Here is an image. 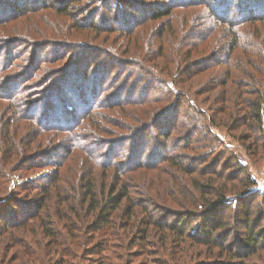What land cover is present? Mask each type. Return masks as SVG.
Returning a JSON list of instances; mask_svg holds the SVG:
<instances>
[{
	"label": "trees",
	"instance_id": "trees-1",
	"mask_svg": "<svg viewBox=\"0 0 264 264\" xmlns=\"http://www.w3.org/2000/svg\"><path fill=\"white\" fill-rule=\"evenodd\" d=\"M145 2L127 14L123 0H0L8 10L0 18V240H24L22 264H133L142 256L182 264L174 253L187 255L192 245L206 258L198 264H264V194L251 191L256 183L238 158L212 152L214 132H200L227 128V114L230 130L246 127L248 135L238 138L246 150L264 151V0ZM182 7L205 9L208 26L187 33L189 15L177 19ZM78 11L92 14L74 22ZM24 18L29 25L9 28ZM33 24L38 30L30 34ZM77 32L123 39L119 51L133 50L135 64L102 43H73ZM61 41L73 44L54 48ZM47 43L49 54L41 47ZM215 67L223 79L211 80V92L222 94L214 107L198 110L193 97L205 93L186 96L179 86ZM230 86L236 95L226 106ZM47 168L50 174L9 191L13 174L27 178ZM131 179H142L144 190L133 193ZM160 197L181 210L168 206L169 218L157 217ZM234 229L241 239L230 238Z\"/></svg>",
	"mask_w": 264,
	"mask_h": 264
},
{
	"label": "rangeland",
	"instance_id": "rangeland-1",
	"mask_svg": "<svg viewBox=\"0 0 264 264\" xmlns=\"http://www.w3.org/2000/svg\"><path fill=\"white\" fill-rule=\"evenodd\" d=\"M32 1L33 0H31V2ZM35 1L37 2L38 0H35ZM123 1L129 3V6H130L127 14H131L132 13V6L131 5L136 6L135 9H138V11H136V12L139 13V11H142L141 10L142 6H144V5L149 3V2L148 3L145 2V1H148V0H123ZM113 5L111 7H114ZM99 6H100V4L97 3L95 5H92L90 8L93 7L92 12L95 13V12H97L99 10V8H100ZM0 11H1L0 18L3 15H8V14H6L8 12V10H7V8L5 6L0 8ZM92 12H90L85 17L80 16L78 14L79 11L76 12L75 16H74V22H75V19L76 20L87 19L88 16L90 14H92ZM108 12L109 11H107L105 17L109 16ZM177 14H179L177 19L180 20V21L182 20L181 19L182 16H184L186 14L189 15L190 22H189V25L186 27L187 33H188V31H191L192 29H194L196 27L200 26L202 28V27L205 26V28H206L208 26V23H206V21L208 19L206 18L207 13L205 12V9L201 8L200 10L196 11V13L192 14V11L188 10L185 7H182V8H178ZM44 15H47L48 17L50 16V17H53V18L56 17L50 12H45ZM58 18L59 17H56V19H58ZM204 18L206 19V21H205ZM19 25H23L25 27L26 25H29V24L26 23V19L24 18V19H20V20L16 21V23H13L12 26L9 27V28L11 29L13 27V29H15V27H17ZM34 27L35 28H33V30H31L29 32L30 34L33 33V32H36L38 30L37 26L34 25ZM42 27H43V24H42ZM21 31H22V33L24 32L23 31V27L22 28H18L17 33H20ZM42 34H43V31H41L40 35L42 36ZM13 35H16V34H13ZM145 35L147 37H149L148 32H146ZM105 36H107V35H102V36H100L102 38H100L99 40H95L91 35L89 36L87 33H79V32H77L76 35H75L76 40H74V41L71 40V41H73V43H76L77 40L82 41V42H90V41H92V42H95V43H97L99 45H101V43H102V44H104V46L110 47V49L112 51H115V52L119 53L120 57L131 58L133 60L131 62H133L135 64V60H137L136 59L137 55L133 56L134 55V53H133L134 51L133 50H130L131 53L127 54L126 56L122 54L123 53L122 49H120V51H119L118 47L123 42V39H120L119 42L116 44V43H114V41L116 39V36L110 35V36H107L106 39H105ZM38 39L41 40V38H38ZM103 40H104V42H103ZM66 41H70V40H66ZM70 42H65L64 43V42L61 41L60 43H58V45L54 46V48H56L58 50H61V48H65V47L70 46V45L73 44V43H70ZM125 44H126V42H125ZM23 46H24L25 49H28V50H31L33 48L31 43H27V44H25ZM47 46H51V44L47 43L46 45H42L41 47L45 48V53L46 54H49L47 52V50H46ZM139 46L142 47L143 45L140 44ZM2 47L0 46V50H2ZM35 47H37V46H35ZM135 49L139 50L137 48H135ZM109 64H111V63H109ZM81 68L82 67L77 69L79 75L82 74ZM194 68H195V66L193 67V69ZM146 70H150V67H148V69H146ZM77 71H75V72H77ZM141 73L145 74L144 72H141ZM72 78L75 79L74 74H71V76H68V80L67 81H70L69 79H72ZM76 79H77L76 80V82H77L78 81V75H77ZM218 79H223V78L219 75L218 68L215 67V69L211 70L209 74L208 73L205 74V75L203 74V75H201V77H198L196 79V81L194 82V84H193V82L192 83H188L189 85L193 84L191 87L189 85H186V83H185V85L179 86V88H180V90L182 89L183 93H185L186 96H188V95L190 96V94L191 93L194 94V92L195 93L196 92L205 93L204 95L196 96V98L193 97L192 101L194 102L193 106H195V107L197 106L199 108L198 110H201V109H203V110L206 109L207 110V109H211V107H214V105H215V100H212V99L215 98V97L221 96V94H222V90H218V92L217 91L216 92H211L212 91V87H213V86H210L211 80L216 81ZM62 87L63 86H61V89H59L60 92H62L64 90V88H62ZM31 88L32 87H30V86L27 87V89L29 90L28 91L29 96L21 97V99L23 101L30 102L31 96H33V93L31 92ZM232 91H234L233 90V86H230V89L228 90L230 97L228 98L229 102L227 103L226 106H230V105L232 106L231 103L233 101L231 102V99L234 98V97H231V96H235L236 95V94H231ZM71 101L72 100H70V102ZM64 108L67 109V107L65 105H64ZM27 109H28L27 107H25L23 109V114H25L24 112ZM30 110L33 112V108H30ZM223 119H224V124L226 125L227 128H221V127L218 126V127H213L212 130H211L212 132H210V130L209 131H206V130L201 131L200 130V132H202V134L204 135L205 138L209 137V134L213 135V132H214V135L209 137V140L210 141L212 140V145L210 147L212 149V152L216 151L215 155L218 156L219 159L223 160V161H226L228 158H231V157L238 158V160L240 161L241 165H245V166L248 167V169H249V171L251 173L252 180H254V182L256 183V185L253 186V188H251L252 189L251 191H260L261 193L264 194V151H261L260 153H257L256 155H254L252 153L253 151L249 152L248 150H246V148H245L246 145L244 146V143L243 142L241 143L238 140V138L241 137L242 134L247 133V131H245L246 127L242 126L240 129H237V130L235 129V131H232V130L229 129L230 126H228V124L230 122V121H228V115L226 114L223 117ZM28 124L31 125L32 122L31 123L28 122ZM203 125L205 126L206 123L203 122ZM152 132H155L154 129L152 130ZM247 135H248V133H247ZM198 136L201 137V139H203V137H202V135L200 133H198ZM214 136H216V137H214ZM234 136H237V137L235 138ZM16 139H19V138H16ZM0 140H2V139L0 138ZM207 144H208L207 146H209L211 143H207ZM97 149L98 148H94V150H96L97 153H99ZM5 150H6L5 146L3 145L1 150H0V160H4L3 159V155L5 153ZM208 150H210V149H208ZM224 150L229 152L227 156L223 155ZM60 154L61 153H59V152L54 153L52 155L53 159L54 160H58L60 158V156H61ZM78 155L82 156L81 153L78 154ZM218 157H216V159L219 162ZM75 159H78V158L76 157ZM9 163H8V165L10 166L11 164H9ZM1 168H4V166H2V163L0 164V169ZM78 169L79 170H76V171L73 169L72 171H75V173H79L80 171L82 172V170H83V169L81 170V167H79V166H78ZM52 170H53L52 168L38 170V171H36V173H34L32 175H29L27 178H22V177L20 178L18 175L13 174L11 176V179H12L11 184L8 186L9 191L14 190V188L16 186L20 185L23 182L36 181V179H40L41 177L50 174ZM70 172H71V170H70ZM228 172H233V171L230 170ZM141 180L142 179L138 180L137 184L134 183L133 179H131L129 181L130 183L133 184V189H132V191H134L133 193H136V192L140 193V192H142L144 190L145 186H144V184H140ZM138 184H140V185H138ZM184 185H185V183L184 184L182 183V186H184ZM230 185H232V183H230ZM185 186H186L187 189L189 188V190H191L189 185H185ZM192 194H193V196L195 195L193 191H192ZM159 196H160V194H159ZM181 197L184 198L183 196H181ZM164 199L165 198L160 197V199L158 201L157 200L154 201V203L156 202L155 204L157 205V208L155 209V211H153V213L156 214L157 217H164V218L167 217V218H169L170 214H167L166 212H163V209L168 208V206H171V208L174 209V210H181V208L179 206L172 204V201L169 202V205H165L166 203L163 202ZM16 200L18 201L17 203H20V204L25 202V200L21 201L19 198H16ZM234 201L237 204L235 199H234ZM12 205H13V203H12ZM188 207H189V205H188ZM15 210H17V209H15ZM168 212H170V211H168ZM173 216H174V214H173ZM193 225H197V222H193ZM2 226L3 225L0 224V228ZM237 231H238L237 229L232 230L230 238H232L231 236H233L235 238L238 237L239 239H241V237L238 235ZM8 237H9V234L8 235H4V237L0 240V264H22L20 261H24L27 258V255H25V250L23 249L24 240L21 239V241H19V242L22 243V244L19 243L18 245L15 246V243L14 244H10V243L7 244V238ZM80 237L82 238L83 241L85 240V239H83V235H81ZM85 237H86V235H85ZM78 244H79V242H78ZM21 245H22V247H21ZM200 251H201V248H198V246H193L192 245L189 248V251H188L189 253L187 255L182 253V252H180V251L175 252L174 254H175V256L178 257V259H179L178 262H182V264H198V263H202V261H204L206 259L204 255H202L201 257L198 256ZM186 252H187V250H186ZM118 253L121 255L122 252H118ZM122 254H124V256H125V253H122ZM16 256H18V259L17 260H13V258H15ZM162 256L164 257V255H162ZM3 258H4V261L2 262ZM111 258H112V256H111ZM147 258L148 257L142 256L140 258L131 259V261H132L133 264H151L149 261L148 262L146 261ZM85 259H87V258L85 257ZM124 259L126 260V258H124ZM151 259H153V257H151ZM46 261H47L46 264H52L48 260H46ZM112 263L121 264V261L113 259ZM78 264H86V263H84V260L80 259ZM256 264H259V262H256Z\"/></svg>",
	"mask_w": 264,
	"mask_h": 264
}]
</instances>
